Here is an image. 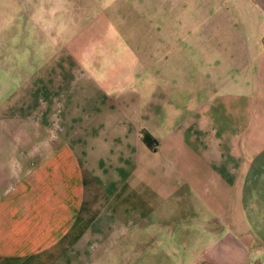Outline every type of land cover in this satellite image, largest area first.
Here are the masks:
<instances>
[{
    "label": "crops",
    "instance_id": "obj_1",
    "mask_svg": "<svg viewBox=\"0 0 264 264\" xmlns=\"http://www.w3.org/2000/svg\"><path fill=\"white\" fill-rule=\"evenodd\" d=\"M50 1L0 0V264H264V0H190L201 73Z\"/></svg>",
    "mask_w": 264,
    "mask_h": 264
},
{
    "label": "rangeland",
    "instance_id": "obj_2",
    "mask_svg": "<svg viewBox=\"0 0 264 264\" xmlns=\"http://www.w3.org/2000/svg\"><path fill=\"white\" fill-rule=\"evenodd\" d=\"M45 1L50 0H4V3L6 11H10L19 7L39 8ZM69 1L78 8L77 3H82L84 0ZM102 2L106 3L105 8L110 15L114 30L128 39L139 54L144 57L149 55L150 59L156 56L158 40L163 38L165 32L166 41H170L166 47L167 56L173 58L174 40L182 55L187 56L193 52L198 56L199 71L203 72L205 47L204 43H200L203 38H195L197 41L195 47L188 27L191 15L190 0H102ZM174 25H180L182 28L175 32ZM52 33L56 38L60 32ZM40 38H43L42 32H39ZM134 244L140 246V238H134ZM137 256L135 254L134 258ZM129 257H131L129 254L119 256L122 260Z\"/></svg>",
    "mask_w": 264,
    "mask_h": 264
}]
</instances>
